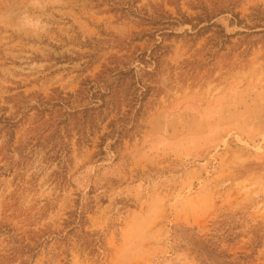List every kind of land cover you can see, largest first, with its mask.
<instances>
[{"label":"rangeland","instance_id":"obj_1","mask_svg":"<svg viewBox=\"0 0 264 264\" xmlns=\"http://www.w3.org/2000/svg\"><path fill=\"white\" fill-rule=\"evenodd\" d=\"M232 2L250 29L231 11L219 14ZM202 8L231 37L222 41L208 23L188 37ZM256 10L264 0H0V264H203L183 238L211 240L231 263L264 264V22L252 21ZM158 43L159 91L141 135L106 156H98L105 130L91 145L74 137L70 155L57 156L59 96L75 94L110 59L131 62ZM78 211L88 247L69 234ZM22 244L32 255L16 252Z\"/></svg>","mask_w":264,"mask_h":264},{"label":"trees","instance_id":"obj_2","mask_svg":"<svg viewBox=\"0 0 264 264\" xmlns=\"http://www.w3.org/2000/svg\"><path fill=\"white\" fill-rule=\"evenodd\" d=\"M231 1V0H230ZM235 3L227 4V10H220L219 14H224V11H231L233 17L238 20L239 25H243L250 29L249 26L244 25V22L239 19L240 14H235ZM203 18H199L198 26L194 27L197 34H189L187 36L192 38L198 36L202 32H206L203 28L204 23H208V28H218L222 37V41L227 40L229 37L225 31L218 24L212 23L215 18L214 13L202 8ZM229 13V12H228ZM226 14V13H225ZM253 22H264V11L256 10L250 17ZM235 19L231 20V24L235 23ZM172 20V18H171ZM184 23H190L185 20ZM259 25V24H257ZM260 28L256 26V29ZM161 44H155L153 48L144 53L136 54L131 62L129 58H112L107 65H103L102 70L97 74L94 80L88 79L82 82L79 90L75 94H61L59 99L55 101L54 107L61 109L54 119L56 129L51 136V140L55 141L54 149L57 156L62 159L67 158L71 153V140L76 137L77 145L79 147L85 144H92V139L98 134L101 136L98 156H106L105 149L109 148L115 151L124 145L125 141L132 142L135 138L139 137L143 130L142 120L145 116V111L150 103V100L158 93L159 89L154 86L153 78L161 65L160 59ZM164 49V48H163ZM168 49V48H165ZM139 61L142 66H134L133 62ZM150 66V67H148ZM151 67L155 68L152 72ZM49 105L42 102L41 107ZM39 110L40 113L46 111L45 109ZM4 123L8 124L10 121L6 118ZM48 125L43 123V126L36 127L34 133L44 131V126ZM46 130V128H45ZM9 140L7 144H12L15 135L12 131L8 133ZM86 216L81 211L70 214L67 226L69 234L74 231L79 232L87 238L84 244L88 247L91 246L92 236L84 232V223ZM89 238V239H88ZM192 242L188 244L190 252L201 261L203 264L209 262L217 263L220 260L222 264H235L231 263L232 256L226 255L224 252H218L214 243L209 241L197 242L193 238H183ZM192 240V241H191ZM37 244V243H36ZM31 245L22 244L16 250L22 251L24 255H32L34 252ZM216 259V262H215ZM227 261V262H226Z\"/></svg>","mask_w":264,"mask_h":264}]
</instances>
